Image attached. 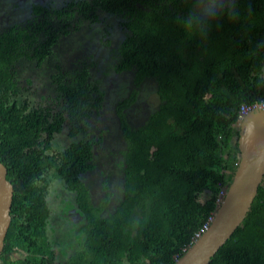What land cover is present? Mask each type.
I'll list each match as a JSON object with an SVG mask.
<instances>
[{
  "label": "trees",
  "instance_id": "obj_1",
  "mask_svg": "<svg viewBox=\"0 0 264 264\" xmlns=\"http://www.w3.org/2000/svg\"><path fill=\"white\" fill-rule=\"evenodd\" d=\"M52 2L0 24V161L15 188L0 264H174L232 181L241 104L264 101V0ZM99 11L124 24L121 61L81 60L69 41L91 30ZM98 64L106 74L152 79L160 97L141 115L127 111L134 97L117 103L121 177L114 182L109 169L101 179L105 203L93 202L85 181L103 169L89 135L104 103ZM38 82L52 100L46 114L27 98ZM60 132L80 137L60 150L44 145ZM58 181L87 217L71 254L51 229ZM112 187L122 189L117 202ZM208 264H264V179L243 224Z\"/></svg>",
  "mask_w": 264,
  "mask_h": 264
},
{
  "label": "flooded vegetation",
  "instance_id": "obj_2",
  "mask_svg": "<svg viewBox=\"0 0 264 264\" xmlns=\"http://www.w3.org/2000/svg\"><path fill=\"white\" fill-rule=\"evenodd\" d=\"M9 1H10V4H8V6L4 12L5 13L4 17H6V18H10V17L14 16L17 12L22 11L23 8L26 9L24 13H26V12L29 13L32 3H46V2H50V1H51V3H53L52 1H54V4L59 6V5H63L66 2V0H9ZM104 12L105 11H99V16H101V20L99 22H97L91 30H89V29L84 30V27H83V28H81L80 32L73 33L70 36L69 41L71 42V45L74 46L79 57H80V53H82L83 51L88 53L87 56H89V57H85V58L80 57L81 60L85 59L84 61H121L120 46H121V41L125 38V30H124V26H123L124 24L120 25L119 17L117 15H114V14H110L105 18ZM28 13H26V15ZM0 19H2V17H0ZM22 20H24V19H22ZM110 26L112 28H114V30L108 29V27H110ZM118 29H119L118 35L120 36V38L118 39L117 45H116V44H113L112 38L114 37L115 34H117ZM101 32H103L102 36L99 35V33H101ZM94 35L99 36V43L93 42L92 38ZM78 36L89 37V40L88 41H84L83 39L76 40V38ZM108 48H109V52L107 53L106 51ZM113 51H114V53H113ZM97 53H98V56L100 57V59L95 60L94 54H97ZM108 56H111V58L109 59ZM63 59L65 61H68V59H71L72 61L74 60L70 56V54L67 52L64 53ZM76 61H78V59H76ZM104 70H106V67L104 68ZM98 71H99V76L103 78L102 89H104V103H103V106L99 112V116H97V113H94L90 118L88 117L89 121H90L89 124L91 126L90 127L91 133L89 135L91 138L94 135L96 136L97 143L95 145V150H96V153L98 156V160L100 161V166L103 167L102 170H101V168H99V170H96V171H99L100 174H102L103 176L104 175L106 176L108 174L107 170L112 169V168H109V163L104 161V160H108V159L112 158L116 162L117 166L119 164L121 165V158L120 159L116 158V156L119 154L121 157V154H122L121 150L123 147H121L119 149V147H117L115 145L113 149H110L111 151L109 153L103 154V149H102L103 145L107 144L108 142L113 143V139H114V137H113L114 128L111 129L109 127V122H111V123L115 122V124H117V122H119L117 111H114V115L112 117L113 118L112 120H108V118H107V111H106L107 105L106 104L110 103V100L113 99L112 98L113 93H112V90L106 86V80L104 78V75L120 74V76L118 77L119 79H121V78L127 79L125 75H129V74L132 75V78H130L131 79L130 81L132 82L134 87H129V85H128L129 94L127 96L121 97L120 99L117 100V102L115 104V108H114L115 110H116L117 103L118 102L121 103V101H123L125 97H129V98L134 97V100L131 102V104H129L127 106V107H129V109L127 111L130 113H135L136 115H141L142 113L149 111L151 104L154 106H157L160 102V97H159L156 90H154V91H148L147 90V91H145V93H141L137 90V89L141 90L143 88L149 89L150 88L149 85L154 84L152 79H150V78H145V79H142L140 81H137L135 79V76L132 73L125 72L124 70H121V69L113 71V74H110V73L106 74L105 71L103 72V70H98ZM113 77H115V76L113 75ZM122 82H120L118 84L120 91H121V88H124L121 85ZM49 92H50V94L51 93L55 94L54 90H51ZM133 92H136V93L133 95H130ZM152 93L156 94V98L154 101L147 99V97L149 95H151ZM118 97H119V94H118ZM48 100H49V103L47 104V103H42L41 100L33 99V102L36 105V108L32 107L33 110L37 109L40 112H43L44 114H46V112H45L46 110H44V109L47 108L48 106H50L51 101H52V100H50L49 97H48ZM29 102H31V101L29 100ZM146 102H149V103H146ZM34 104H32V105H34ZM118 105L121 108V104H118ZM90 114H92V113H90ZM115 124H114V126H115ZM118 127H119V130L121 131L119 125H118ZM54 137H55V135H54ZM78 137H80V135L74 134L73 136H71V138H78ZM100 137H101V139H100ZM53 138L49 139V137H47L45 135L44 145L47 144V142L51 143V145H52ZM119 141H121L120 134H119ZM103 171H105V173ZM90 174L93 176V173H91L89 171H87L85 173V181L87 182L88 185H90L92 195H94V189L92 188V179L90 182L88 179ZM113 174H114V170L112 169V175ZM7 177H8V174H7ZM114 178H115V176H114ZM97 183L98 184L100 183L99 178L97 179ZM55 187L59 190L63 189L62 186H60V187L55 186ZM71 195H73V194H71ZM105 197H106V194L103 195V198H105ZM94 200H95V198L93 197V202H94ZM65 201L66 200H63L60 202V200H55L54 203L52 202L54 210L56 212V213L55 212L53 213L52 222L54 221L56 223H60L59 220L64 219L67 221L69 226H71V225H75L76 221L78 219H81V221L78 222L77 224H79L80 230L82 233V235H80L79 237L83 238V231H84L83 224L87 223V217H85V215H84L85 213H83L81 210H78V208L73 206V205L72 206L70 205L71 207L68 208L66 211L61 210L62 209L61 208L62 203H64ZM66 202H68L69 204L71 203L69 201H66ZM52 222H51V224H52ZM59 231H60V228H59ZM60 233H61V231H60ZM61 235L65 238V240H64L65 247H66L67 251L71 254L72 248L76 247V245H77V240H75L77 236L75 235L73 237V241L70 245L66 241V240H69L70 238L67 236H64L62 233H61ZM55 238L59 239L56 234H55ZM61 257H62L61 254L56 253V259H59ZM66 257H68V256L65 255L64 258H66Z\"/></svg>",
  "mask_w": 264,
  "mask_h": 264
},
{
  "label": "water",
  "instance_id": "obj_3",
  "mask_svg": "<svg viewBox=\"0 0 264 264\" xmlns=\"http://www.w3.org/2000/svg\"><path fill=\"white\" fill-rule=\"evenodd\" d=\"M239 163L232 181L222 187L215 218L210 228L174 264H208L211 258L240 227L259 192L264 179V108L238 119ZM8 168L0 161V262L12 222L14 185Z\"/></svg>",
  "mask_w": 264,
  "mask_h": 264
},
{
  "label": "rangeland",
  "instance_id": "obj_4",
  "mask_svg": "<svg viewBox=\"0 0 264 264\" xmlns=\"http://www.w3.org/2000/svg\"><path fill=\"white\" fill-rule=\"evenodd\" d=\"M8 4H10L9 0H0V17H2V19H0V24L1 25L11 24L14 20L23 19L26 16V13H28V12L24 13L26 9L23 8L22 11L17 12L14 16H12L10 18H6V17H4V14H5L4 12H5ZM108 29L114 30V28H112L111 26L108 27ZM117 31H118L117 34H115L114 37L112 38L113 44H116V45H117L118 39L120 38V36L118 35L119 34V29ZM99 35L102 36L103 32L99 33ZM78 39H83L84 41H88L89 37L78 36L76 38V40H78ZM92 40H93L94 43H99V36L98 35H94ZM106 52L107 53L109 52V48L107 49ZM87 55H88V53L84 52V51L82 53H80V57L81 58L89 57ZM108 57H109V59L111 58V56H108ZM94 59L95 60L100 59V57L98 56V53L94 54ZM101 62H103V61H99V63H101ZM98 68H99V70H103V72L105 71L104 70L105 67H103L102 65L98 64ZM113 75L115 77H113ZM113 75H104V78L106 80V86L109 89H111L112 93H113V96H112L113 99L110 100V103L106 104L107 105L106 111H107L108 120H112L113 119L112 117L114 115V111H115L114 108H115V104H116L117 100L120 99L121 97L127 96L129 94L128 85H129V87H134V85L130 81L131 80L130 78H132V75H130V74L129 75H125L127 79H125V78L119 79L118 77L120 76V74H113ZM120 82H122L121 85L124 87V88H121V91H120V88L118 86V84ZM27 87L23 88L24 89L23 91L27 90ZM149 87H150L149 89L143 88L141 90H139V89H137V90L139 92H141V93H145V91H147V90L148 91L156 90V86L154 84L153 85H149ZM48 89H49V87H48ZM30 90H34V88L31 87L28 91H30ZM118 94H119V97H118ZM29 97H33V99H36L35 96L27 94V98L30 100ZM155 98H156V94H154V93H152L151 95H149L147 97V99H149L151 101H154ZM146 103H149V102H146ZM112 123L109 122V127L111 129L114 128L113 143L112 142H108L107 144L103 145V147H102L103 154L109 153L111 151L110 149H113L115 145L117 147H119V149L124 145V143L122 141H119L120 130H119V127H118V125H119L118 122H117V124H115V122H112ZM114 124H115V126H114ZM71 142H72V138L71 137H69V136L66 137L63 134V132H60L57 135H55V137L53 138L51 147H52L53 150H60V149H63L64 147L68 146L69 144H71ZM116 158L120 159L121 157L118 154L116 156ZM104 161L108 162L109 163V167L114 170V174L113 175L115 176V178H114V182H115V179H118V178L121 177V174L118 173L119 169H121V165L117 166L116 162L112 158H110L108 160H104ZM92 173H93V176L90 174L88 179H89V182L92 179V188L94 189L93 197L95 198L96 203H105L102 200L104 199L103 195L106 194V190L103 188V182H102L101 179H104L106 176L105 175L103 176L102 174H100L99 171L92 172ZM98 178L100 179V183L99 184L96 182V180ZM58 182L59 183L56 186H59V187L62 186L63 187L61 181H58ZM112 190H113V194H110V199H115V202H117L118 199L121 197V195L123 197L122 189L120 191V189L118 190L117 188L112 187ZM52 192L56 196V198L53 199V203H54L55 200H60V202H61L63 200L69 201L71 199V194H69L67 192H64L62 189L59 190V189H57L55 187L52 190ZM119 194H120V196H119ZM66 201L64 203H62V207H61L62 209L61 210H63V211H66L68 208H70L72 206L71 203L69 204ZM105 201L108 202V197H106ZM114 208H112V210ZM80 221H81V219H78L76 221L75 225L69 226V224L67 223L66 220L60 219L59 222L61 224L60 223H56V222L53 221L52 224H51V229L57 235V237L60 240H65V238L61 235V233L64 236L69 237L70 239L66 240V241L71 245V243L73 241V237L75 235L77 236L76 239H75V240H77V242H78V240H80L79 236L82 235L81 230H80V226H79V224H77ZM59 228H60L61 233L59 231Z\"/></svg>",
  "mask_w": 264,
  "mask_h": 264
},
{
  "label": "built area",
  "instance_id": "obj_5",
  "mask_svg": "<svg viewBox=\"0 0 264 264\" xmlns=\"http://www.w3.org/2000/svg\"><path fill=\"white\" fill-rule=\"evenodd\" d=\"M258 108H264V101L263 102H255V103H242L239 109V113H238V119H240L241 117H243L245 114H247L248 112L258 109ZM236 164H238L236 162ZM220 200V198L218 199ZM215 218V212H213L208 220L200 227V229L195 233V236L193 238V242L191 243V245L198 240L209 228L211 223L213 222ZM190 245V246H191ZM189 246V247H190ZM189 247H185L183 249L184 253L188 250ZM178 260V257H177Z\"/></svg>",
  "mask_w": 264,
  "mask_h": 264
},
{
  "label": "crops",
  "instance_id": "obj_6",
  "mask_svg": "<svg viewBox=\"0 0 264 264\" xmlns=\"http://www.w3.org/2000/svg\"><path fill=\"white\" fill-rule=\"evenodd\" d=\"M43 81H45V80H43ZM41 82L40 83L38 82V85L34 88V90H30L27 93L35 96L36 99L41 100L42 103H47L49 95L45 94V91H44V88L42 85L43 83H41ZM29 98H30L31 103L34 104L33 97H29ZM79 245H80V242L76 245V247H79Z\"/></svg>",
  "mask_w": 264,
  "mask_h": 264
},
{
  "label": "clouds",
  "instance_id": "obj_7",
  "mask_svg": "<svg viewBox=\"0 0 264 264\" xmlns=\"http://www.w3.org/2000/svg\"><path fill=\"white\" fill-rule=\"evenodd\" d=\"M208 14H209V15H212L213 13L209 12ZM237 121H238V120H237ZM236 123H237V122H236ZM236 123H235V125H236ZM238 160H239V159H238ZM236 162L239 163V161H236ZM236 162H235V164H236ZM236 165H238V164H236ZM220 193H221V192H220ZM218 203H219V200H218ZM215 212H216V211H215ZM196 241H197V240H196ZM196 241H195V242H196Z\"/></svg>",
  "mask_w": 264,
  "mask_h": 264
}]
</instances>
